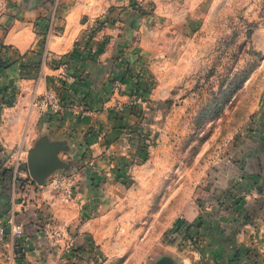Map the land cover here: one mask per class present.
I'll use <instances>...</instances> for the list:
<instances>
[{"label":"crops","instance_id":"obj_1","mask_svg":"<svg viewBox=\"0 0 264 264\" xmlns=\"http://www.w3.org/2000/svg\"><path fill=\"white\" fill-rule=\"evenodd\" d=\"M198 6L196 0H0V220L23 229L15 240L20 264L47 259L51 238L63 236L64 227L76 233H70L76 247L96 240L97 226L111 223L112 190L149 170L138 139L147 93L135 75L149 65L146 41L163 25L182 20L187 27ZM60 61L68 62L66 76ZM49 90L60 96V114L36 107ZM79 101L89 110L76 116ZM258 134L244 135L220 166L215 199L184 206L188 221L201 218L198 248L158 246L148 264H264V151L252 142ZM64 176L75 181L68 200L54 185Z\"/></svg>","mask_w":264,"mask_h":264},{"label":"rangeland","instance_id":"obj_2","mask_svg":"<svg viewBox=\"0 0 264 264\" xmlns=\"http://www.w3.org/2000/svg\"><path fill=\"white\" fill-rule=\"evenodd\" d=\"M196 1L187 27L161 24L146 41L149 65L135 75L149 170L111 189V223L96 240L76 247L64 227L34 264H148L158 246L198 248L201 218L188 221L184 206L215 199V175L244 135L259 132L252 142L264 151V0Z\"/></svg>","mask_w":264,"mask_h":264},{"label":"built area","instance_id":"obj_3","mask_svg":"<svg viewBox=\"0 0 264 264\" xmlns=\"http://www.w3.org/2000/svg\"><path fill=\"white\" fill-rule=\"evenodd\" d=\"M57 66L60 71L59 74L61 76H66L69 67L68 62L60 61ZM114 86L116 89L121 88L119 80L115 81ZM138 100L141 101V99ZM35 103L40 114L56 115L63 111L60 96L54 90L46 91L36 99ZM88 110L89 106L87 103L79 101L73 111L76 116H81ZM119 111H122L121 107H119ZM54 185L56 191L63 196L64 199L68 200L72 197L75 181L71 176H64L54 180ZM22 234L23 229L20 225L10 223V228H8L0 220V264H20L21 255L15 240Z\"/></svg>","mask_w":264,"mask_h":264},{"label":"water","instance_id":"obj_4","mask_svg":"<svg viewBox=\"0 0 264 264\" xmlns=\"http://www.w3.org/2000/svg\"><path fill=\"white\" fill-rule=\"evenodd\" d=\"M29 168H30V171L32 172V176L36 177L37 169H36V165L32 159L29 161Z\"/></svg>","mask_w":264,"mask_h":264}]
</instances>
